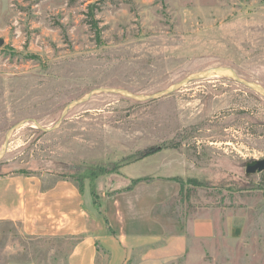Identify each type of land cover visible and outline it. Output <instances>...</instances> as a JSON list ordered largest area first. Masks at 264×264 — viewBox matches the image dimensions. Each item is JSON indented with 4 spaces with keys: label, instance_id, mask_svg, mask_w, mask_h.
<instances>
[{
    "label": "rangeland",
    "instance_id": "1",
    "mask_svg": "<svg viewBox=\"0 0 264 264\" xmlns=\"http://www.w3.org/2000/svg\"><path fill=\"white\" fill-rule=\"evenodd\" d=\"M0 40L3 171L78 185L70 176L86 165L136 154L123 173L84 180L98 210L123 196L132 213L148 207L155 232H188L187 253L169 264H264V171L246 173L264 158V95L229 74L163 93L215 67L264 87V0H0ZM152 174L170 178L151 181L155 203L144 183L109 194ZM202 215L214 218L211 238L191 235ZM72 242L0 220V264H59Z\"/></svg>",
    "mask_w": 264,
    "mask_h": 264
},
{
    "label": "crops",
    "instance_id": "2",
    "mask_svg": "<svg viewBox=\"0 0 264 264\" xmlns=\"http://www.w3.org/2000/svg\"><path fill=\"white\" fill-rule=\"evenodd\" d=\"M145 178L133 189L115 194L128 196L144 183L147 190L150 189L147 197L155 203V182L151 181L167 178L155 174ZM174 178L171 180L176 183L183 182L182 176ZM167 185L170 186L169 182L162 187H169ZM180 186L178 184L176 188L180 190ZM117 189L110 190V193ZM122 197H115L113 206L101 211L97 209L100 206L96 207L92 192L86 191V186L81 191L78 185L57 179L55 174L33 177L26 173H10L0 176V220L18 221L29 235L73 241L64 262L59 264H128L130 261L136 264H169L187 253L188 232H155L148 222H142L144 217L150 219L148 207L145 216L141 206L140 214L137 211L132 213ZM226 222L230 232L236 235L240 226L237 225L239 216L229 215ZM215 232L212 216L202 215L194 219L192 237L211 238ZM97 243L102 251L97 249ZM6 264L39 263L36 260H10Z\"/></svg>",
    "mask_w": 264,
    "mask_h": 264
},
{
    "label": "trees",
    "instance_id": "3",
    "mask_svg": "<svg viewBox=\"0 0 264 264\" xmlns=\"http://www.w3.org/2000/svg\"><path fill=\"white\" fill-rule=\"evenodd\" d=\"M163 149V147H159L156 150H152V152H147L145 154V156H149L150 154H153L155 151L161 150ZM136 159H138V157H136V154H130L126 157H123L120 161L117 162H111V163H107V164H94V165H86L83 169V172L75 174L70 176L72 179H74L75 181H77L78 186L80 187V190L83 191L84 190V186H85V181L86 179H89L90 181L94 182L95 179L99 178L100 176H104L107 174H112V173H118L121 174L122 173V167L131 163L132 161H135ZM16 172L19 173H25L24 171L21 170H17ZM9 172L7 171H3L2 169V163L0 162V176L2 175H6ZM81 178L83 181H79L78 179ZM145 177H134L131 178L130 182L123 186L120 187L119 189H117L115 192H124V191H129L131 189H133L139 182L145 180ZM177 179V178H176ZM85 180V181H84ZM96 181V180H95ZM187 182L190 185L193 186H203L204 183L202 181H200L198 178L196 177H190ZM94 187V186H93ZM93 187L91 188V192L94 195L95 191L93 189ZM111 194V193H110ZM97 249L99 251H102V247L97 243Z\"/></svg>",
    "mask_w": 264,
    "mask_h": 264
},
{
    "label": "water",
    "instance_id": "4",
    "mask_svg": "<svg viewBox=\"0 0 264 264\" xmlns=\"http://www.w3.org/2000/svg\"><path fill=\"white\" fill-rule=\"evenodd\" d=\"M3 41L0 40V44L2 43ZM232 75L234 78H236L238 81L244 83L245 85H247L248 87L258 91L259 93L263 94L264 95V87L261 86L260 84H257L255 82H252V81H249V80H245V79H242L241 77H239L236 72L230 68V67H215V68H211V69H208V70H205V71H201V72H198V73H194L186 78H184L182 81H180L179 83H176L174 84L173 86H171L170 88H168L167 90H165L163 93H168V92H171L177 88H179L180 86H182L183 84L185 83H188L194 79H197V78H203V77H206V76H210V75ZM106 90V89H105ZM111 90H114V89H111ZM116 90V89H115ZM117 91L119 92H122V93H125L127 94L128 96L130 97H133V98H136L138 100H143V99H147L145 98L144 96H138V95H134L132 93H129V92H126L124 90H119L117 89ZM91 94H87V96L83 97L82 99H78V100H75L74 102L76 103H79L81 101L86 100L89 98ZM67 109L64 110V113H63V116L67 113ZM10 135V132L8 133L7 137ZM3 152H5V146L4 148L0 151V159L3 155ZM262 171H264V158L263 159H259V160H254L252 162H249L247 163L246 165V173L247 174H255V173H261Z\"/></svg>",
    "mask_w": 264,
    "mask_h": 264
}]
</instances>
